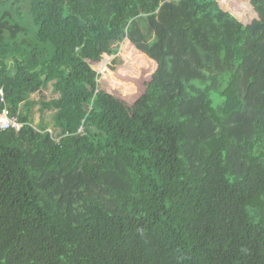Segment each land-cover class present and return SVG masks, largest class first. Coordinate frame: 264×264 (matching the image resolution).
<instances>
[{
	"label": "trees",
	"instance_id": "trees-1",
	"mask_svg": "<svg viewBox=\"0 0 264 264\" xmlns=\"http://www.w3.org/2000/svg\"><path fill=\"white\" fill-rule=\"evenodd\" d=\"M104 2L0 0V111L23 123L0 130V264H264V0L193 47L162 0L170 60L139 17L157 66L132 105L92 65L125 23Z\"/></svg>",
	"mask_w": 264,
	"mask_h": 264
},
{
	"label": "rangeland",
	"instance_id": "rangeland-1",
	"mask_svg": "<svg viewBox=\"0 0 264 264\" xmlns=\"http://www.w3.org/2000/svg\"><path fill=\"white\" fill-rule=\"evenodd\" d=\"M175 1L184 16L178 35L188 47L198 45L217 30H222L230 41V31L243 28L252 15L247 0ZM161 4L162 0H105L104 2V5L111 9L112 17L121 16L125 23L120 28L121 40L107 46L103 59L100 62H92V65L100 75L101 87L131 105L143 94L146 83L157 66L156 54L142 33L139 17L149 18L154 26V33L162 38L166 60L172 57L161 22ZM33 131L21 141L25 148V163L29 162L32 151L45 135V133H37L34 128Z\"/></svg>",
	"mask_w": 264,
	"mask_h": 264
},
{
	"label": "built area",
	"instance_id": "built-area-1",
	"mask_svg": "<svg viewBox=\"0 0 264 264\" xmlns=\"http://www.w3.org/2000/svg\"><path fill=\"white\" fill-rule=\"evenodd\" d=\"M3 95V93L1 92ZM23 123L19 121L18 117L14 114H10V110L5 108L0 111V130H5L9 128H14L20 130Z\"/></svg>",
	"mask_w": 264,
	"mask_h": 264
}]
</instances>
